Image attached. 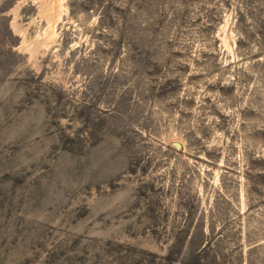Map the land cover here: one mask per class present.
<instances>
[{
    "label": "rangeland",
    "instance_id": "1",
    "mask_svg": "<svg viewBox=\"0 0 264 264\" xmlns=\"http://www.w3.org/2000/svg\"><path fill=\"white\" fill-rule=\"evenodd\" d=\"M68 6L0 0V264H264V0Z\"/></svg>",
    "mask_w": 264,
    "mask_h": 264
},
{
    "label": "bare ground",
    "instance_id": "2",
    "mask_svg": "<svg viewBox=\"0 0 264 264\" xmlns=\"http://www.w3.org/2000/svg\"><path fill=\"white\" fill-rule=\"evenodd\" d=\"M64 17H70L68 0H37V15L31 18L30 24L35 27V33L31 36L27 28H20L17 30L19 36L21 37V46L26 48L27 44L30 42L31 38L36 40L39 44L40 49L48 51L54 48L55 55H59L60 47V33L58 32L59 25L64 26ZM18 19V14H14V20ZM92 19V18H91ZM71 23L75 22L70 18ZM15 23V22H14ZM87 25L95 23L94 18L92 20H85ZM227 24V22H226ZM227 25L222 26L221 42L226 49H230L233 45L229 40L227 34ZM78 25L75 26L77 28ZM84 29L77 28L78 32V42L86 41L88 42V35L83 32ZM75 42L72 47L78 44ZM88 44V43H87ZM21 47V48H22ZM30 55L32 50L27 49ZM34 54V52H33ZM172 138H178L176 134L171 135ZM183 146V145H182ZM219 177V170L215 171V182L217 183Z\"/></svg>",
    "mask_w": 264,
    "mask_h": 264
}]
</instances>
